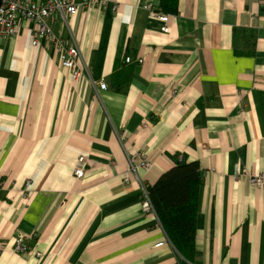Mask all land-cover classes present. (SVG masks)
Listing matches in <instances>:
<instances>
[{"label":"crops","instance_id":"1","mask_svg":"<svg viewBox=\"0 0 264 264\" xmlns=\"http://www.w3.org/2000/svg\"><path fill=\"white\" fill-rule=\"evenodd\" d=\"M108 1L52 25L80 83L31 24L0 40V264H182L143 204L186 163L204 181L195 264H264V189L237 177L264 175V0ZM134 154L151 168L124 184Z\"/></svg>","mask_w":264,"mask_h":264},{"label":"built area","instance_id":"2","mask_svg":"<svg viewBox=\"0 0 264 264\" xmlns=\"http://www.w3.org/2000/svg\"><path fill=\"white\" fill-rule=\"evenodd\" d=\"M108 0H48L45 3L37 4L33 0H1L0 6V40L9 39L17 36L22 22L31 24L34 29L31 30V44L37 48L40 46H52L56 52L62 67L69 71L70 80L74 83H80L87 76V66L80 64L82 58L81 50L76 43L58 35L52 25L60 17L66 21L67 18L76 16L80 10H100L108 6ZM147 10L151 18L157 19L162 23L160 33L169 35L171 33V16L163 14L154 9L151 5L142 6ZM118 7L113 8L117 12ZM131 62L130 58L126 60ZM138 63H143L138 60ZM100 88L106 90L105 83L100 84ZM80 163L85 162V158L79 159ZM151 163L146 155L134 154L129 158L128 175L124 179V184H130L132 177L135 181L141 182V173L149 170ZM85 176L84 168L75 170V177L82 179ZM237 177L247 178L251 186L264 189V175L254 176L247 169H239ZM29 187V186H28ZM147 200L143 204V211L146 213H155L150 202L148 192L145 190ZM23 237L17 241L19 249H22ZM167 242H161L158 248L163 247Z\"/></svg>","mask_w":264,"mask_h":264},{"label":"trees","instance_id":"3","mask_svg":"<svg viewBox=\"0 0 264 264\" xmlns=\"http://www.w3.org/2000/svg\"><path fill=\"white\" fill-rule=\"evenodd\" d=\"M170 1L175 2L170 11L177 13V0ZM203 183L200 165L186 163L166 172L155 185L148 188L155 214L168 240L183 258L182 264H195L199 257L196 235Z\"/></svg>","mask_w":264,"mask_h":264},{"label":"bare ground","instance_id":"4","mask_svg":"<svg viewBox=\"0 0 264 264\" xmlns=\"http://www.w3.org/2000/svg\"><path fill=\"white\" fill-rule=\"evenodd\" d=\"M81 158H82V157H81ZM83 158H84V157H83ZM82 164H83V163H82ZM84 170H85V169H84ZM254 176H259V175H254ZM141 182H142V181H141ZM141 182H140V183H141ZM145 190H146L147 192H149L147 188H144V191H145ZM148 194H149V193H148Z\"/></svg>","mask_w":264,"mask_h":264},{"label":"water","instance_id":"5","mask_svg":"<svg viewBox=\"0 0 264 264\" xmlns=\"http://www.w3.org/2000/svg\"><path fill=\"white\" fill-rule=\"evenodd\" d=\"M0 6H1V0H0Z\"/></svg>","mask_w":264,"mask_h":264}]
</instances>
